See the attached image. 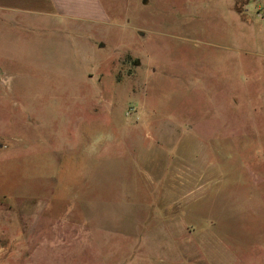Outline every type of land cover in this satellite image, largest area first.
Listing matches in <instances>:
<instances>
[{
  "label": "rangeland",
  "instance_id": "1",
  "mask_svg": "<svg viewBox=\"0 0 264 264\" xmlns=\"http://www.w3.org/2000/svg\"><path fill=\"white\" fill-rule=\"evenodd\" d=\"M232 1L0 19L3 264H213L209 230L223 254L224 208L240 206L237 171L264 134V27L243 30Z\"/></svg>",
  "mask_w": 264,
  "mask_h": 264
},
{
  "label": "crops",
  "instance_id": "2",
  "mask_svg": "<svg viewBox=\"0 0 264 264\" xmlns=\"http://www.w3.org/2000/svg\"><path fill=\"white\" fill-rule=\"evenodd\" d=\"M230 11L238 17L242 29L245 30L247 25H255L259 21L264 27V0H233L230 5ZM231 15V13H230ZM228 16L232 18V16ZM47 17V18H62L67 20L81 21L84 23L99 22L107 19V13L104 5L100 0H0V19L4 17L14 21L17 17ZM14 24L15 21H14ZM245 26V27H243ZM243 33H245L243 31ZM247 51V49H245ZM248 52V51H247ZM261 57L262 66H264V53H256ZM3 69L0 66V78L3 76ZM261 106L264 113V90L261 93ZM252 130L259 134L258 127ZM264 131V129H263ZM255 147L253 150L248 149L251 153L244 158V165L240 166L238 184L240 190V206H229L224 208L223 221L224 232L223 236L224 249L220 256L219 251L215 250L214 234L207 235V256L212 260L224 258L225 260L231 253L237 252V249L242 251H256L258 257L264 258V134L256 138ZM250 147V146H249ZM214 162V161H213ZM227 165L223 164V169L233 171L231 163L234 161L228 159ZM241 163V162H240ZM220 165L208 167L210 176L215 179L216 171H220ZM220 173V172H218ZM224 174V173H223ZM225 176V175H224ZM245 220V222H244ZM214 221L216 219L214 218ZM229 224L235 229H243L239 235L228 236L227 229ZM239 225V226H238ZM245 225L247 227H245ZM238 231H235V234ZM211 236V237H210ZM252 249V250H251ZM14 253H0V264L4 260L10 258ZM223 256V257H222ZM264 264L263 262H261Z\"/></svg>",
  "mask_w": 264,
  "mask_h": 264
}]
</instances>
